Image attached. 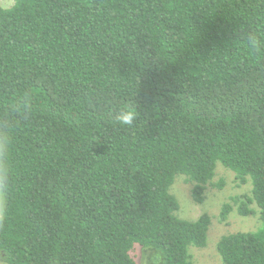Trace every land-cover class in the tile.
<instances>
[{"label":"trees","instance_id":"1","mask_svg":"<svg viewBox=\"0 0 264 264\" xmlns=\"http://www.w3.org/2000/svg\"><path fill=\"white\" fill-rule=\"evenodd\" d=\"M218 162L252 185L220 220L261 221L220 238L222 262L264 264V0L0 4L3 264H139L136 245L194 264L212 218L180 217L171 187L202 203Z\"/></svg>","mask_w":264,"mask_h":264},{"label":"rangeland","instance_id":"2","mask_svg":"<svg viewBox=\"0 0 264 264\" xmlns=\"http://www.w3.org/2000/svg\"><path fill=\"white\" fill-rule=\"evenodd\" d=\"M0 4L3 7H10L14 4V0H0ZM220 179L224 180V186L219 188L208 184L204 194L205 199L202 203L194 200L192 196L193 183L189 182L185 175L178 174L171 187V192L180 203L178 211L180 217L195 220L200 215L208 213L212 218L206 246H189V252L194 264H223L217 250V243L220 238L229 233L256 230L261 225L258 213L242 216L238 213L236 207L226 221L220 220L223 204L230 201V198L234 195L250 193L252 187L251 182L239 185L236 180V173L218 162L213 182L216 183ZM252 207L257 208L256 205H252ZM131 255L139 264H149L140 245H136L132 249ZM0 264H3V262L0 261Z\"/></svg>","mask_w":264,"mask_h":264},{"label":"clouds","instance_id":"3","mask_svg":"<svg viewBox=\"0 0 264 264\" xmlns=\"http://www.w3.org/2000/svg\"><path fill=\"white\" fill-rule=\"evenodd\" d=\"M251 47L257 48L262 46L255 35L247 37ZM115 122L122 126H132L136 120V113L130 108L123 106L115 114Z\"/></svg>","mask_w":264,"mask_h":264}]
</instances>
